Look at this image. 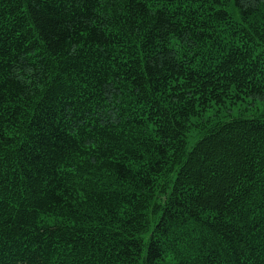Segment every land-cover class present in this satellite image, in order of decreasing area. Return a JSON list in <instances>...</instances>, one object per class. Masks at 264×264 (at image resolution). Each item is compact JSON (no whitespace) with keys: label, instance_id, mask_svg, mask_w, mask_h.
Here are the masks:
<instances>
[{"label":"trees","instance_id":"1","mask_svg":"<svg viewBox=\"0 0 264 264\" xmlns=\"http://www.w3.org/2000/svg\"><path fill=\"white\" fill-rule=\"evenodd\" d=\"M263 100L264 0H0V264H264Z\"/></svg>","mask_w":264,"mask_h":264},{"label":"rangeland","instance_id":"2","mask_svg":"<svg viewBox=\"0 0 264 264\" xmlns=\"http://www.w3.org/2000/svg\"><path fill=\"white\" fill-rule=\"evenodd\" d=\"M244 105L246 106V103ZM252 106H255L256 109H258L259 111L262 112V111H264V100L260 103H254ZM237 110H239V109H237ZM232 113L234 116H236L238 111H236V109H234V110H232ZM250 113H251L250 111L245 112V114H250Z\"/></svg>","mask_w":264,"mask_h":264}]
</instances>
